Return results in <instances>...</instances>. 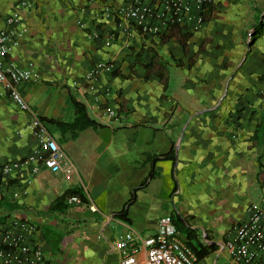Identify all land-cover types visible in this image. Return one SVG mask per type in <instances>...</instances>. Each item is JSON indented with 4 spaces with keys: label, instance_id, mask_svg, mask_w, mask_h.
<instances>
[{
    "label": "crops",
    "instance_id": "0c3cea01",
    "mask_svg": "<svg viewBox=\"0 0 264 264\" xmlns=\"http://www.w3.org/2000/svg\"><path fill=\"white\" fill-rule=\"evenodd\" d=\"M19 1L0 0V29L21 19L3 63L37 74L18 92L71 172L1 177L0 226H33L42 264H118L119 238L151 236L168 216L184 244L188 229L213 247L194 264H231L224 241L264 203V0H211L196 32L132 38L112 15L122 0ZM97 63L110 70L87 79ZM73 102L94 127L71 126ZM38 150L29 115L0 87V166ZM72 192L83 201L69 203Z\"/></svg>",
    "mask_w": 264,
    "mask_h": 264
},
{
    "label": "built area",
    "instance_id": "2783aa9c",
    "mask_svg": "<svg viewBox=\"0 0 264 264\" xmlns=\"http://www.w3.org/2000/svg\"><path fill=\"white\" fill-rule=\"evenodd\" d=\"M210 1L122 0L121 7L113 10L112 15L118 19V26L124 28L128 38H132L134 31L140 35L157 37L171 25L196 32L203 24L204 6ZM18 6L27 7V0H20ZM20 27L19 14L12 12L5 17L4 27L0 29V87L19 112L29 115L30 128L37 139L39 150L26 159L2 164L0 178L24 167L32 174L44 168L51 173L62 171L68 177L71 172L68 159L18 92L19 84L36 81L37 74L3 63L5 55L18 45ZM109 70L110 66L106 63H97L86 77L93 80L99 73ZM106 115L112 117L113 112L107 111ZM67 201L72 204L80 203L77 196H71ZM248 212L246 220L234 227L232 235L223 243L231 264H258L260 256L264 254V203L249 206ZM32 230L33 226L21 220H12L7 226H0V264H42L41 250L29 244L26 237ZM114 248L119 252L118 264H194L196 261L168 216L157 220L153 235L141 237L128 231L115 242ZM140 251L143 252L142 257L139 256Z\"/></svg>",
    "mask_w": 264,
    "mask_h": 264
},
{
    "label": "trees",
    "instance_id": "16d2710c",
    "mask_svg": "<svg viewBox=\"0 0 264 264\" xmlns=\"http://www.w3.org/2000/svg\"><path fill=\"white\" fill-rule=\"evenodd\" d=\"M210 6V2L207 3L205 6H204V11L202 13V22H204L206 19H207V11H208V8ZM264 17V16H263ZM172 29H176L178 31H180V29L177 27V26H172L171 27ZM258 28H256L253 32V35L257 34L258 33ZM191 33H185L183 34V38L189 36ZM73 108L75 110V112L77 113V118L75 119V121L71 124V126H74L76 129H79V128H83L85 126H92L94 127L95 124L93 122H91L90 120H88L85 116V113H84V110H83V107L78 104V103H75L73 102ZM60 126H62L61 124H58ZM70 195H74V196H77L79 199H80V202H82V197L80 196V194L78 192H72L70 193ZM69 198V197H68ZM173 223L176 225L175 221L172 220ZM177 229H180L179 226H177ZM184 237H185V244L186 246L190 249V251L193 253V255L195 256L196 260L201 258L202 256L206 255L209 251H211L213 249V247H210V248H206L204 246H202L196 239V236L194 234V232L192 230H188V229H182L181 230Z\"/></svg>",
    "mask_w": 264,
    "mask_h": 264
}]
</instances>
